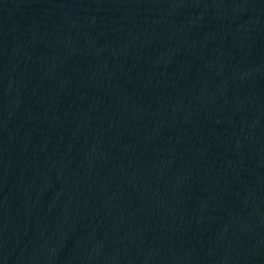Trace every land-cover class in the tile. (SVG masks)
Wrapping results in <instances>:
<instances>
[{"label":"water","instance_id":"obj_1","mask_svg":"<svg viewBox=\"0 0 264 264\" xmlns=\"http://www.w3.org/2000/svg\"><path fill=\"white\" fill-rule=\"evenodd\" d=\"M0 264H264V0H0Z\"/></svg>","mask_w":264,"mask_h":264}]
</instances>
